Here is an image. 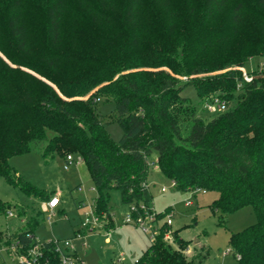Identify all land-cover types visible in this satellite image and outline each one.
Here are the masks:
<instances>
[{
  "label": "trees",
  "instance_id": "trees-1",
  "mask_svg": "<svg viewBox=\"0 0 264 264\" xmlns=\"http://www.w3.org/2000/svg\"><path fill=\"white\" fill-rule=\"evenodd\" d=\"M0 3V51L16 65L0 55L1 176L45 198L48 194L24 180L10 158L41 146L48 160L82 156L99 192L96 212L113 220L108 208L113 189L130 210L143 204L153 207L148 158L156 151L159 167L176 181L178 190L219 193L211 208L221 225L230 213L253 204L258 222L233 233L230 240L239 264H264V69L246 81L240 69L230 67L244 66V58L254 50L237 51L229 59L250 5L263 20L264 33V0H203L199 17L193 0H187L191 8L187 22L180 18L177 0ZM68 24L87 28L82 45L72 40L66 47ZM246 37L251 42V35ZM253 42L264 52L263 39ZM116 50L124 60L115 61ZM226 54L228 58L222 57ZM22 67L53 81L60 92ZM136 67L147 70L131 71ZM164 67L188 75L230 69L181 83ZM222 79L239 85L241 91L225 95L234 102L232 108L209 119L198 115L181 95L190 84L212 90ZM99 84L103 86L92 99L75 98ZM101 99L115 102L113 122L123 130L117 142L99 116L96 105ZM10 208L0 199V214ZM170 210L158 213V219ZM29 223L15 236V243L23 245L21 251L35 243L39 222ZM174 238L177 248L163 239V232L157 235L135 264H194L205 256L200 252L189 258L190 240L179 230Z\"/></svg>",
  "mask_w": 264,
  "mask_h": 264
},
{
  "label": "rangeland",
  "instance_id": "rangeland-1",
  "mask_svg": "<svg viewBox=\"0 0 264 264\" xmlns=\"http://www.w3.org/2000/svg\"><path fill=\"white\" fill-rule=\"evenodd\" d=\"M177 1L180 18L187 22L191 19V8L187 6V0ZM202 1L193 0L192 6L195 7V13L198 17L202 11ZM250 7V11L245 16L244 27L241 31L242 36L233 44L229 53L231 56L229 57L228 54L222 56L230 59L233 55L238 54L237 51L254 50L248 57L244 58L246 60L244 66L240 65L241 63H234L230 67L240 69L246 81H248L247 77L252 80L257 71L264 69V52L257 49V43L253 42V39L258 37L264 40V33L261 31L263 20L256 17L255 8L252 5ZM2 10L3 5L0 3V13ZM263 10L264 8H262ZM38 16L39 13L36 17ZM66 31L68 33L65 37L66 47H70L72 40L78 46L83 44L84 41L81 37L86 33V27L68 24ZM247 35H251V42L246 37ZM112 52L116 55L115 61L124 60L119 57V51ZM0 55L12 66H16L1 51ZM67 67L71 68L72 66L68 64ZM230 68L217 69L199 75H188L185 72L175 73L169 67L163 69L167 70L174 78L180 79L181 83H185L192 79L223 73ZM22 69L60 92L58 86L45 76L26 67H22ZM135 70H147V68L136 67L131 69V71ZM262 74L264 73L262 72ZM225 81L222 79L220 84L212 90L205 86L190 84L183 88L181 95L186 99L187 104L190 102L191 106L196 107L198 115L209 119L217 113L210 111L209 105L222 99L227 102L225 110H228L232 108L234 102L225 95H238L241 91L239 85L236 84L233 87L229 81ZM180 85L182 84L178 86ZM102 86L103 84L90 86L87 93L75 96V98L92 99ZM94 99L97 100V98ZM101 100H98L96 105L98 113H100L99 116L111 138L117 142L121 138L123 130L117 122H113L115 102L113 100ZM42 148L41 146L40 149L31 152L13 155L10 158V164L24 180L48 194L45 198L28 193L21 187L9 183L5 177L0 175V199L9 204L11 207L9 210L13 212L12 216L9 215L8 211L0 214V235L2 237L0 239V264H20V257L16 251L18 248L10 250V246L15 244L16 233L26 229L31 220L32 222L34 220L39 222L35 236L42 241L71 239L78 255L85 264H135L150 245L153 237L140 226L124 221L129 213V207L122 203L119 191L116 189L110 191L108 208L113 220L104 216V213L101 216L103 225L97 231L84 230L82 217L86 212H96L95 200L99 195L86 162L79 155H74L75 161L71 164L59 155L48 160L43 157ZM148 161L150 168L147 184L153 197V208L158 213L164 212L168 207L171 208L168 213L166 212L159 217L160 223L164 224L168 215L172 214V224L161 225L165 226L164 230L161 229L159 233L161 235L163 232V239L173 248H177L178 244L174 238V231L179 230V234L184 239L190 240L186 250L189 258H194L200 252L205 254L204 257L197 258L194 264H239L230 239L233 233L242 231L258 222V215L253 204L245 205L230 213L227 216V221L221 225L218 215L211 208V204L219 196L217 191L204 193L201 190H178L171 186V180L164 175L159 167L156 151L150 155ZM67 164H69V168L65 169ZM164 187L167 190L163 191ZM54 194H59L61 203L49 219L48 216L51 212H45L43 204ZM187 201L192 203L187 205ZM79 230L85 233L82 238L76 237ZM11 237L14 243L10 241Z\"/></svg>",
  "mask_w": 264,
  "mask_h": 264
},
{
  "label": "built area",
  "instance_id": "built-area-1",
  "mask_svg": "<svg viewBox=\"0 0 264 264\" xmlns=\"http://www.w3.org/2000/svg\"><path fill=\"white\" fill-rule=\"evenodd\" d=\"M248 81L251 80L250 77L246 78ZM209 110L212 112L223 111L227 107V102L225 100L219 99L208 106ZM75 161L74 154H68L66 162L71 164ZM69 164L65 165V169L69 168ZM171 186L176 187L177 183L171 180ZM167 190L166 187L162 189ZM206 193L205 190H201ZM61 199L59 194H54L49 197L47 201L43 204V210L45 212H51L48 218H51L53 211L60 205ZM191 201H187V205L191 204ZM95 211V210H94ZM9 215H13V212L9 210ZM126 223H132L140 226L146 233L151 234L152 239L155 240L157 235L160 233L161 223L158 219V212L151 207L148 209L146 205H141V207H132L129 209V213L126 215ZM168 225L172 224V214L168 215L165 221ZM102 219L97 214V212H86L82 217V228L88 230L89 232L97 231L100 226H102ZM85 233L80 230L76 233L77 238H82ZM48 244L51 245L48 248ZM20 257V264H85L84 260L80 258L78 252L71 239H66L63 241H42L35 237V243L33 246L23 248V245L19 241L10 246L11 249H16Z\"/></svg>",
  "mask_w": 264,
  "mask_h": 264
}]
</instances>
